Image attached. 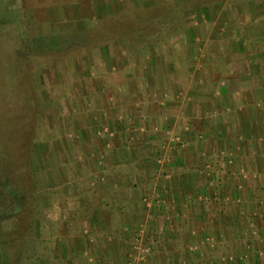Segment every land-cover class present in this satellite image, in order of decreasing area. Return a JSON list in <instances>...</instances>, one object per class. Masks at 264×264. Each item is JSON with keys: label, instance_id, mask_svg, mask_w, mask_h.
<instances>
[{"label": "rangeland", "instance_id": "rangeland-1", "mask_svg": "<svg viewBox=\"0 0 264 264\" xmlns=\"http://www.w3.org/2000/svg\"><path fill=\"white\" fill-rule=\"evenodd\" d=\"M126 1L0 0V264H264V0H158L145 9V0ZM109 2L119 11L105 17ZM130 56L139 62L129 85ZM105 59L113 69L96 66ZM185 79L214 85L211 115H197V130L216 122L218 105L230 112L222 120L238 125L225 143L201 138L198 149L236 148L244 168L232 170L235 157L207 164L187 147L184 124L164 138L159 126L144 133L133 125L147 106L175 111L177 95V110L185 108L191 98L174 91ZM183 161L197 163L185 176L213 173L214 207H228L222 218L238 224L227 234L220 221L167 240L171 230L154 220L162 210L144 195L135 201L139 193L125 223V211L83 209L85 192L141 188L156 198L175 178L189 191L186 207L202 203L190 179L191 188L178 179ZM137 174L146 179L126 180ZM237 207L246 216L232 222Z\"/></svg>", "mask_w": 264, "mask_h": 264}, {"label": "crops", "instance_id": "crops-1", "mask_svg": "<svg viewBox=\"0 0 264 264\" xmlns=\"http://www.w3.org/2000/svg\"><path fill=\"white\" fill-rule=\"evenodd\" d=\"M128 1H126L124 5H129V6L134 7L135 5L138 4L136 1H133V0H128ZM155 1H158V0H145L141 4V6L145 9L146 7H149V5H155ZM110 4H111V2H109V5L105 3V7H101V9H100V12H101L100 14L104 13L105 15L104 14H102V15L107 17L108 16L107 14L109 11V15H112V16H114V14L116 15V12L119 11V8L117 6L116 7L114 6L115 12L112 14V12H111L112 6H110ZM125 53H128V51L126 50ZM125 53H123V54H125ZM132 55H133V52H132ZM130 58L131 59H129V60L131 61V64H124V67H123V68L127 69L126 70V72H127L126 77H129V78H128L127 82L126 81L125 82L129 85H130L129 79L135 78L134 76H132V74L129 73V71L132 69H138L137 62H139V61H137V58L134 59V57H132V56H130ZM96 66L98 68L104 67L107 69H113L115 64H114L113 60H106L105 59V60L96 61ZM133 67H135V68H133ZM145 67H147V66H145ZM128 74L131 75V77ZM209 82H210L209 80H206L203 82L201 80L200 81H197V80L194 81L191 79L190 80L185 79V82L183 80V81H180L179 83L176 84V86H175L176 89H174V91H176L177 89H179L181 87V88H183V91L180 93H183V94H185L191 98V101H189L187 103V106L185 108H183L182 106L179 105L180 110L183 108L184 111H186L185 113L180 112V110H177L178 107H176V105H178V103H179V101L176 100V99H179L178 98L179 96L177 95L172 100L176 104L171 106L172 108L174 107L175 111L173 110V111L169 112L167 110H163L162 111L163 115H162L161 111L154 112L155 111V110L153 111L154 108H149V106H147L146 110H142V111L136 110L135 111L136 113L134 115L136 117L137 116H140V117H139V121L136 118H134L132 120V123L134 126L141 125V127H144V128H142V131L144 133H154L157 129V126H159V130L156 131V133L160 134L159 136L163 137V138L165 137L166 133H170L171 135H173V134L180 135L183 132L182 127L183 126L188 127L189 132L187 133L185 131L184 135H183L184 137L187 138V140L189 139L187 147L190 146V147H192L191 149L197 148V151L195 152L196 154L202 152V155L206 158L205 161L207 162V164L209 162H211V160H216L219 163L221 162V164H223V166L226 167L228 162L231 161L230 158L235 157L234 159H232V164H234V166H236L237 168L233 167L232 170L238 171V170H240L239 168H241L240 165H242L243 168L246 165L245 158L243 156L240 157V151H237L238 149H236V148L232 149V151L234 153L233 152L231 153V150L229 148H225L222 146V144H220L219 147H215L213 149L209 148L210 150L205 148L207 150L204 153V148L198 149V146L196 145V141H199L198 139H201V138L203 139L202 141L205 143L206 142L210 143L211 141L215 142L216 145H218V143H221V142L225 143L226 141L229 140L228 133L230 132V133L234 134L235 128L238 127V125L235 124V123H237V120L232 119L233 117H228L229 120L231 119L230 121H228V120L223 121L222 120V115H224V117H227V115L230 114V112L228 111V108L226 109L223 106L219 107V105H218L216 107V109L214 108L215 112L212 110V113L215 115L216 122L219 125L218 126L219 128L217 129L218 131H216V130L212 131L211 130V128L216 126V122H213V124L209 123L207 125H203V127L200 130H197L199 128V126L197 127L194 124L199 119V118L196 119L197 115L205 116L206 111H207L206 112L207 115H211L209 108H210V104L213 102V98H212L213 93L210 91L214 85L212 82L211 83H209ZM165 86H167V85L165 84ZM225 94H227L226 91H225ZM216 95L217 94H215V101L218 100V97H216ZM148 96L150 97V95H148ZM164 111H167L166 116H165ZM159 112H160V114H159ZM143 113L148 114L146 120H141ZM152 113H154V115H151ZM156 114H158V115H156ZM218 120H219V122H218ZM181 125H183V126H181ZM237 131H239V129ZM213 132H214V135L211 134ZM130 133H133V131ZM154 138H157V137L155 136ZM212 138H213V140H211ZM232 140L237 141L234 136H233ZM244 149H245V154H246L247 150H248L247 146H245ZM235 151H237V152H235ZM185 153L186 152H184L183 154H185ZM252 155L253 154H251V155L249 154V156H247V157H251ZM255 155H256V153L254 152V156ZM185 157L187 159L190 158L186 154V155H183V157H182L183 160ZM255 159H257V156H255ZM191 160H192V158H191ZM246 161H247V164H248V162L253 163V160H251L250 158L247 159ZM183 162H184L183 164H185V167H181V168H183V170L178 171V172L183 171V172H181L182 174H180V173L177 174L180 176L182 175V177L179 176L178 179L182 180L184 184H185V182L187 184L189 183L190 188L193 185V188L195 190L197 189V191H199V193L202 195V197H203L202 203L199 202L198 199H195L194 201L193 200L191 201V204L189 203L188 207H186L182 202L183 201L186 202V197H187L186 195L189 191H187L185 193H183V190H181V189L179 191L177 188V185H179V182H176L177 178H175L174 182L172 184L174 188L171 189V187H170L171 190L163 191L160 194H157L156 198H155V196L153 198V195L156 193H153V195L147 194V193H145L144 189H141V188L130 190L131 192H129L128 194H126L124 196H120L119 194H117V193H119V192H117V189L112 190V191L109 190V192H107V191L105 192L102 190L103 191L102 193H100V190H97V191L92 190V191L85 192V194L83 195V202H81V203H83V209L86 210L87 208H90V206H94V208H95L94 210H98V211L100 210L102 212L104 211L105 213L111 214V215L112 214H118L122 210L121 213L123 211L126 212V215H121L122 222L125 223V222H127V220L130 219V216L132 217V211L135 210L133 203H131L132 209L128 208V206L130 205V202H132V201L134 202L133 199H135V198H137V199H135V201H138V198H140L142 195H144L145 196L144 198L151 200L155 204L156 210H157V208H158V210H162L161 211V212H163L162 215H158L161 212H157L156 214L158 216L154 220H156L157 222L160 221L162 224L161 226H163V228L165 230H171V232L169 231V236L171 238H168L167 240H184V236L185 237L188 236V233H186L187 231L192 232L194 229L197 230L199 228H202V229L207 228L208 229L209 226L211 227L214 223L218 224L220 221L222 223L221 229H223V234H227V229L232 230L233 227L235 228V226H237L238 224L224 221V219L222 217L227 213V212H225V210H226V208L228 210V207L225 208V206H222V207L216 208L219 206V204L218 203L216 204L212 201L213 195H212L211 190L214 189V186L213 187L210 186L208 189L206 187V185H207L206 183L208 182V179H212V180L214 179V178L210 177L211 175H213V173L211 172V173L203 174L202 172H199L200 170L197 171L194 169L192 172H190L191 174L189 173L185 176V173H187V170L191 171L190 167H194L195 165H197V163H196V161H194V163H191L189 161L188 162L183 161ZM196 171L199 173H197ZM259 172H261V171H259ZM222 174L226 175V173L224 174V172ZM262 174H264V173H262ZM221 178L224 179V176H222ZM142 179L145 180L146 178L143 175L137 174L136 176H131V177L127 178L126 180H128L129 182H131V181L136 182L137 180L142 181ZM189 179H190L192 185H190L191 183L189 182ZM227 181H228V186H231L230 180H227ZM135 193H139V194L136 196ZM219 196H220V194H219ZM155 199H158V201ZM103 201L105 202V205L107 203V208L103 207V205H104ZM87 203L89 205H87ZM119 203H122V204H119ZM222 203H225V202L222 201ZM215 205H216V207H214ZM235 211H236V212H234L235 215L233 216L234 220H232V222L235 220L238 221V219L243 220L244 216H246V213L241 210V207H237V209ZM129 214H131V215L129 216ZM128 216H129V219H128ZM219 216H221V219ZM152 219L153 218H151V221L145 219V221H143V222L146 224L152 223V221H153ZM100 223H104V222H100ZM105 223H106V225H105L106 227L110 226L109 219ZM241 223H243V222L241 221ZM231 224L233 227L231 226ZM184 231H186V232H184ZM98 237L100 238V237H102V235H98ZM165 237H166V235H165ZM200 237L201 236H199V238ZM199 238H198V240H207L204 237L200 238V239ZM226 240H231V239L228 238V236H227Z\"/></svg>", "mask_w": 264, "mask_h": 264}]
</instances>
